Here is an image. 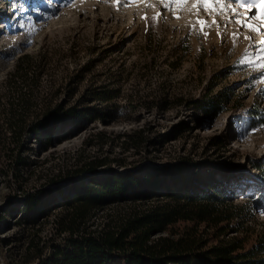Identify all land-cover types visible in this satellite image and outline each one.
Here are the masks:
<instances>
[{
	"label": "rangeland",
	"instance_id": "1",
	"mask_svg": "<svg viewBox=\"0 0 264 264\" xmlns=\"http://www.w3.org/2000/svg\"><path fill=\"white\" fill-rule=\"evenodd\" d=\"M198 3L0 0V264H20L26 248L18 223L23 191L77 161L103 158L117 174L182 163L220 183L236 204L264 198V34L234 23L240 17L230 9L192 7ZM197 21L206 22L203 32ZM19 65L30 69L26 83L12 77ZM94 91L111 99L91 102ZM23 95L37 111L84 100L92 119L58 128L50 145L24 136L17 148L6 130L16 110L30 113ZM220 95L226 106L213 119L182 104ZM16 158L29 165L18 176L11 175ZM254 214L264 221V205Z\"/></svg>",
	"mask_w": 264,
	"mask_h": 264
},
{
	"label": "trees",
	"instance_id": "2",
	"mask_svg": "<svg viewBox=\"0 0 264 264\" xmlns=\"http://www.w3.org/2000/svg\"><path fill=\"white\" fill-rule=\"evenodd\" d=\"M25 67L17 66L13 79L26 83ZM92 94L91 102L111 99L106 91ZM23 102L30 113L16 110L6 130L17 148L24 136L50 145L58 128L92 119L84 100L38 111ZM182 104L210 119L226 106L221 95ZM81 162L23 191L18 223L27 242L20 264H264V231L254 228L264 227L254 214L264 198L236 204L220 183L190 174L182 163L140 164L117 174L106 159ZM14 166L11 175L18 176L29 165L16 158Z\"/></svg>",
	"mask_w": 264,
	"mask_h": 264
},
{
	"label": "snow or ice",
	"instance_id": "3",
	"mask_svg": "<svg viewBox=\"0 0 264 264\" xmlns=\"http://www.w3.org/2000/svg\"><path fill=\"white\" fill-rule=\"evenodd\" d=\"M151 7V5H147ZM166 8L170 7L168 4L164 5ZM186 5L180 3L178 7L184 8ZM222 13L225 9H230L233 13V16H239V19H236L234 23L240 25L243 28H247L249 31L261 33V28H264V0H213V2H205V0H200V3L193 4V8H204L206 11L217 10ZM237 9H244V13H238ZM255 9V11H254ZM178 18V17H177ZM233 22V21H230ZM201 25V31L203 32L206 22L197 21ZM215 23V21H213ZM235 35V34H234ZM261 44H264V40L261 41ZM261 53H264V48L260 49ZM264 58V57H262Z\"/></svg>",
	"mask_w": 264,
	"mask_h": 264
},
{
	"label": "bare ground",
	"instance_id": "4",
	"mask_svg": "<svg viewBox=\"0 0 264 264\" xmlns=\"http://www.w3.org/2000/svg\"><path fill=\"white\" fill-rule=\"evenodd\" d=\"M57 7H59V6H57ZM86 8V7H85ZM88 8V7H87ZM3 8H0V20H2V18H3V16H4V13H2V10ZM83 10V9H82ZM226 10V9H225ZM17 13V10H15L13 13H12V15L10 16V17H12L13 15H15ZM54 13H56V11H54ZM10 17H6V18H4V20L6 19L7 21H9L10 20ZM255 46L257 45L256 43L254 44Z\"/></svg>",
	"mask_w": 264,
	"mask_h": 264
}]
</instances>
